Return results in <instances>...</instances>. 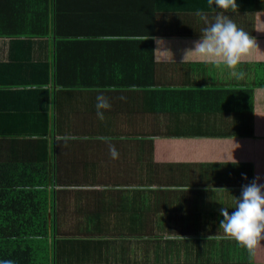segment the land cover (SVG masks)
Instances as JSON below:
<instances>
[{"label":"crops","instance_id":"crops-1","mask_svg":"<svg viewBox=\"0 0 264 264\" xmlns=\"http://www.w3.org/2000/svg\"><path fill=\"white\" fill-rule=\"evenodd\" d=\"M236 3L0 0V176L48 177V224L88 227L59 264H264L219 227L264 184V0ZM217 11L255 41L236 69L184 60Z\"/></svg>","mask_w":264,"mask_h":264},{"label":"clouds","instance_id":"clouds-1","mask_svg":"<svg viewBox=\"0 0 264 264\" xmlns=\"http://www.w3.org/2000/svg\"><path fill=\"white\" fill-rule=\"evenodd\" d=\"M208 3L209 6L214 5L216 10L237 8L236 0H208ZM198 15L206 26L194 47L185 53L184 60L190 54H195L207 62L222 63L230 69H236L250 53L255 44L254 39L221 11H217L212 21L203 12H198ZM233 75L242 79L244 74L234 72ZM110 106L105 96H98L97 116L103 119L104 113L101 110ZM110 151L113 158L118 156L115 148ZM232 209L234 210L229 213L228 208H220L223 219H220L219 227L226 236L247 250L251 261L264 241V184L253 180L242 186L240 196L236 197V204ZM0 264H13V261L0 260Z\"/></svg>","mask_w":264,"mask_h":264},{"label":"trees","instance_id":"trees-1","mask_svg":"<svg viewBox=\"0 0 264 264\" xmlns=\"http://www.w3.org/2000/svg\"><path fill=\"white\" fill-rule=\"evenodd\" d=\"M14 175L0 176V260L13 264H59L76 236H86V226L67 232L48 224V177L36 179ZM3 175V172L0 173ZM257 248L264 251V242Z\"/></svg>","mask_w":264,"mask_h":264}]
</instances>
